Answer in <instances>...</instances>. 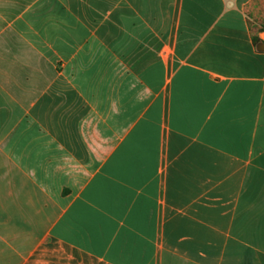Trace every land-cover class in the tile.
<instances>
[{
    "label": "crops",
    "instance_id": "0c3cea01",
    "mask_svg": "<svg viewBox=\"0 0 264 264\" xmlns=\"http://www.w3.org/2000/svg\"><path fill=\"white\" fill-rule=\"evenodd\" d=\"M264 0H0V264H264Z\"/></svg>",
    "mask_w": 264,
    "mask_h": 264
},
{
    "label": "water",
    "instance_id": "95a60500",
    "mask_svg": "<svg viewBox=\"0 0 264 264\" xmlns=\"http://www.w3.org/2000/svg\"><path fill=\"white\" fill-rule=\"evenodd\" d=\"M258 48H259V50H261V51L264 50V44H262V43L259 44V47H258Z\"/></svg>",
    "mask_w": 264,
    "mask_h": 264
}]
</instances>
